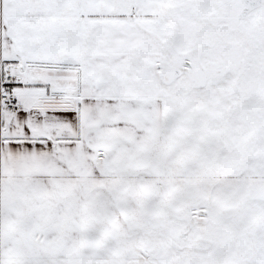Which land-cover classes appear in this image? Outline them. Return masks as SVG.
Returning a JSON list of instances; mask_svg holds the SVG:
<instances>
[{
	"label": "snow or ice",
	"instance_id": "obj_1",
	"mask_svg": "<svg viewBox=\"0 0 264 264\" xmlns=\"http://www.w3.org/2000/svg\"><path fill=\"white\" fill-rule=\"evenodd\" d=\"M0 264H264V0H0Z\"/></svg>",
	"mask_w": 264,
	"mask_h": 264
}]
</instances>
